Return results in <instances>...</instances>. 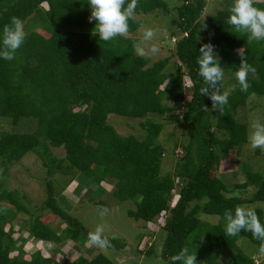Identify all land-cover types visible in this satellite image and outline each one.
I'll return each mask as SVG.
<instances>
[{
  "label": "trees",
  "instance_id": "trees-1",
  "mask_svg": "<svg viewBox=\"0 0 264 264\" xmlns=\"http://www.w3.org/2000/svg\"><path fill=\"white\" fill-rule=\"evenodd\" d=\"M207 1L184 0L178 7L172 20L177 31L172 30L171 36L177 40L171 66L172 55L155 62L136 55L134 45L139 41L129 36L142 26L136 15L159 9L169 12L165 0H138L127 37L111 42L100 41L95 34L86 0H0V31L15 16L23 20L26 32L15 59L0 60V118L14 125L27 120L37 123L31 132H0V163H15L36 151L47 171L46 198L33 209L26 203L28 194L0 181V264L70 263L66 257L63 261L44 257L40 250L29 259L24 257L25 239L18 244L13 236L14 220L22 212L29 214L21 227L30 236L57 244L72 240V251L78 253L73 264H117L104 253L96 252L90 259L84 256L82 249L92 230L60 202L58 177L64 179L65 191L83 196L110 191L120 201L135 202L129 217L142 220L144 226L160 223L165 232L161 255L168 264L185 246L196 252L197 264H224L220 261L224 250L233 253L229 264H264L259 241L251 233L236 237L224 233L225 216L237 206L255 208L264 223V209L255 205L264 202V166L246 158L240 168L244 181H236L232 190L226 180L234 177L224 169L228 159L241 155L247 144L249 126L240 121V107L250 96H264V41H249L247 34L234 32L227 23L233 0H221L224 8L207 18L209 30H203ZM254 4L264 8V0ZM208 42L215 46L225 74L234 75L239 67L238 49L256 69L248 75L249 89L242 92L237 86L223 112L213 110L210 98L200 94L203 81L196 61L201 44ZM187 85L193 92L185 109L166 120L183 126L188 142L178 146L183 150L174 170L163 172L166 148L158 138L164 122L151 115L175 111L164 100L185 101ZM224 86L225 78L221 92ZM112 114L143 119L144 137L121 134L109 122ZM45 140L51 147L63 148L64 155L58 157ZM255 156L264 160V151L256 149ZM107 182L112 189H105ZM250 187L254 189L250 198L234 194ZM209 216L218 221L206 220ZM107 237L109 248L120 251L128 245L121 238ZM245 240L255 245L260 261L244 249L241 241ZM155 242L153 238L145 249L148 255L155 252ZM12 251L20 254L12 256ZM90 251H95L93 245L86 249Z\"/></svg>",
  "mask_w": 264,
  "mask_h": 264
},
{
  "label": "rangeland",
  "instance_id": "rangeland-1",
  "mask_svg": "<svg viewBox=\"0 0 264 264\" xmlns=\"http://www.w3.org/2000/svg\"><path fill=\"white\" fill-rule=\"evenodd\" d=\"M169 7V12H166L162 9L156 10L150 14H140L136 15L142 20V26L134 33L129 34V36L134 37L138 41H141L143 38V31L146 28H152L156 30V35L153 40L149 41L148 44H156L160 51L154 57H147L151 62L158 61L163 58L170 57L171 66L175 62L174 50L175 42L177 37L171 36V31H177V26L172 23L173 18L177 17L178 7L181 6L184 0H165ZM44 7H47L44 5ZM224 5L221 0H208L207 6L202 14V23L201 27L203 30H209L207 18L211 15H215L219 10L223 9ZM90 16V15H89ZM36 29L48 36V33L44 32L41 29V26L36 27ZM78 30H83V28H78ZM239 50V49H238ZM233 85H237V82L234 78V75L231 73L225 74V86L223 91L231 90ZM193 89L187 85L185 96L186 100L183 102H175L171 99H165L164 104L168 107H176L175 111L166 113L163 115L152 114L153 119L162 120L164 122V128L161 135L158 138V142L164 145L166 148V154L163 159V172L173 171L175 167L176 159L181 157L182 152L179 150L182 149L178 147L179 145L186 144L188 142L186 129L176 123L169 122L166 120L167 117L174 118L176 115L181 114L186 107V102L192 97ZM232 91L230 92V94ZM240 121L245 122L250 125V122L254 120L264 121V96L261 97H248L245 105L240 107L239 111ZM143 119L128 118L112 114L109 117V122L123 135H136L139 138L144 137L145 131L140 126V122ZM37 128V123L32 120H27L23 123L14 125L10 120L0 118V132H31ZM250 130V129H249ZM46 145L51 147V144L45 140ZM51 150L58 156L62 157L65 153L63 148L51 147ZM183 150V149H182ZM255 150L252 149L249 144L245 145L241 155L233 156L228 159V162L225 163L224 169L227 173H230L234 179L226 180L228 188L232 190L236 181H244V175L241 171V162L246 161V158L252 159V163L259 162V166H264V160H260L258 156H255ZM47 171L44 165L42 164L41 159L36 151H31L28 153L21 161L15 163H0V181L3 184H6L10 189H18L22 194H28L27 198L28 206L30 209H33L35 206L39 207L43 199L46 198L45 194V182L47 177ZM61 181L58 180V191H62V194H70L63 190L61 185L63 184L64 179L58 177ZM231 179V178H230ZM238 179V180H237ZM56 180V178H55ZM107 187L105 189H112L113 185L104 183ZM35 192H34V191ZM65 191V193H64ZM33 192V193H32ZM72 199L77 200L76 209L72 210L68 206L66 209L75 217L79 218L83 224L91 229L95 230L97 225L104 224L106 226L105 236L121 238L128 243L127 247L123 250H116L113 248H104L94 246L92 253L86 252V249L90 247L89 244L85 246L83 254L87 258H92L96 252L104 253L108 257L116 260L117 264H168L167 260L161 255L163 250V242L165 240V232L163 229L158 230L155 239V252L151 255H148V251L140 252V244L142 241L148 237L147 226H144L142 220H136L129 217L128 211L130 209H135L136 204L133 201H120L110 193V191L102 192H90L88 195H81L76 192H70ZM254 193L253 188H249L247 191L240 192L236 190L234 194H241L243 198H250ZM93 198V201L91 199ZM85 201V203H84ZM62 204L64 202L60 201ZM98 202H102L103 207H107L110 210L109 215L106 217H101L98 213V208L100 205ZM256 206L262 207L264 209V202L257 201ZM64 206V205H63ZM29 214L20 213L18 217L14 220L15 223V233L14 238L17 239L18 244L21 243L22 238L25 239L24 249H25V258L29 259L31 254L34 251L40 250L44 257H55L58 261H63L66 257L70 263L73 264V259L78 257V253L72 251L73 243L72 240H66L61 244L57 243H44L29 235V232L22 230L21 226H24L22 222L23 219H27ZM209 221L216 223L218 221L216 216H209L205 218ZM149 225V224H148ZM157 230V229H156ZM151 231V230H150ZM142 235V237H141ZM141 237V238H140ZM243 243L244 249L247 252L252 253L256 259H258L259 254L255 253V245L251 244L248 240L241 241ZM61 249V250H58ZM226 251V250H224ZM222 252L220 261L224 264L231 263L233 258V253L226 251ZM20 253L18 251H12L11 255L16 256ZM258 261H260L258 259Z\"/></svg>",
  "mask_w": 264,
  "mask_h": 264
},
{
  "label": "clouds",
  "instance_id": "clouds-1",
  "mask_svg": "<svg viewBox=\"0 0 264 264\" xmlns=\"http://www.w3.org/2000/svg\"><path fill=\"white\" fill-rule=\"evenodd\" d=\"M91 15L89 22L95 21V34L99 35L100 41L111 42L117 37H127L129 33V21L136 14L138 0H86ZM227 23L236 33H245L249 41H264V8L255 6L254 0H233L229 8ZM156 30L146 28L143 38L134 45L135 54L140 57H154L160 49L156 44L149 45L153 40ZM26 39L24 22L19 17H12L10 23L6 24L0 31V60H13L17 50L21 48ZM241 63L234 72V78L239 90L246 92L250 84L249 73H255L256 69L246 60L242 49L238 50ZM198 76L203 81L200 94L210 98L212 109L223 112L224 106L229 103L231 91L236 90L233 85L231 90H220V85L225 78L224 68L220 63L215 46L211 43H202L197 57ZM207 111V107H205ZM247 143L252 149L264 151V121L254 120L250 122ZM181 151V150H179ZM98 213L101 217L109 215L107 207H99ZM224 233L229 237H236L241 232L251 233L254 240L259 241L258 251L264 254V223L261 222L255 208L250 206H237L233 212L225 216ZM149 228L148 224H146ZM106 226L99 224L94 231L87 233L89 245L101 249L110 247L111 241L105 236ZM151 230V229H150ZM147 230V235L155 239L157 231ZM44 243L49 241L39 240ZM141 245V244H140ZM141 252L146 250H141ZM170 264H197L196 252L188 246L183 247L178 254L171 257Z\"/></svg>",
  "mask_w": 264,
  "mask_h": 264
},
{
  "label": "built area",
  "instance_id": "built-area-1",
  "mask_svg": "<svg viewBox=\"0 0 264 264\" xmlns=\"http://www.w3.org/2000/svg\"><path fill=\"white\" fill-rule=\"evenodd\" d=\"M162 216H164L165 218L168 216V214H166V212H163L162 213ZM162 218V217H161ZM149 228L152 230V231H157L159 228H161V225L160 223H155V222H151L149 223ZM157 229V230H156ZM152 241H153V237H151L150 235H148L147 238H145L141 245H140V249L141 250H145L147 247L151 246L152 245Z\"/></svg>",
  "mask_w": 264,
  "mask_h": 264
},
{
  "label": "crops",
  "instance_id": "crops-1",
  "mask_svg": "<svg viewBox=\"0 0 264 264\" xmlns=\"http://www.w3.org/2000/svg\"><path fill=\"white\" fill-rule=\"evenodd\" d=\"M69 194H70V196L69 195H67L66 193H65V191H64V193L65 194H63V195H60V201H62V202H64L63 203V205L65 206V208L68 206L69 208H71L72 210H74V209H76V202L78 201V199L77 200H74V199H72V195H71V193L70 192H72V190H69V191H67ZM84 203H85V201H84ZM88 244V243H87ZM86 244V245H87ZM91 246V245H90ZM84 251V250H83Z\"/></svg>",
  "mask_w": 264,
  "mask_h": 264
}]
</instances>
